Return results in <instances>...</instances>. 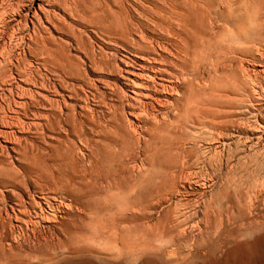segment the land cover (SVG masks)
Instances as JSON below:
<instances>
[{"label": "rangeland", "instance_id": "374dc122", "mask_svg": "<svg viewBox=\"0 0 264 264\" xmlns=\"http://www.w3.org/2000/svg\"><path fill=\"white\" fill-rule=\"evenodd\" d=\"M152 1L0 0V264H264V0Z\"/></svg>", "mask_w": 264, "mask_h": 264}, {"label": "bare ground", "instance_id": "6f19581e", "mask_svg": "<svg viewBox=\"0 0 264 264\" xmlns=\"http://www.w3.org/2000/svg\"><path fill=\"white\" fill-rule=\"evenodd\" d=\"M153 1H154V0H153ZM153 1H152V2H153ZM171 2H172V1H171ZM175 2H176V0H175ZM175 2H173V3L175 4V5H173V7L176 6V3H175ZM192 2H193V1H192ZM9 3H10V2H9ZM12 3H13V2H12ZM18 3H19V2H18ZM18 3H17V4H18ZM153 3H154V2H153ZM194 3H196V2H194ZM194 3H193V4H194ZM13 4H14V3H13ZM13 4H11V5H13ZM20 4H21V3H20ZM22 4H24V3L22 2ZM22 4H21V5H22ZM25 4H26V3H25ZM167 4H168V3H166V6L164 5L165 7H164V6H163V7L166 8V7H167ZM169 4H170V3H169ZM169 4H168V5H169ZM177 4H178V3H177ZM8 5H9V4H8ZM8 5H7V6H8ZM152 5H153V4H152ZM155 5H156V4H154V6H155ZM170 5H171V4H170ZM194 5H195V4H194ZM18 6H19V5H18ZM25 6H26V5H25ZM177 6H178V5H177ZM183 6H185V5H183ZM12 7H14V5H13ZM19 7H20V6H19ZM132 7H133V6H132ZM173 7L170 6V8H169V6H168V8L171 9V11L174 9ZM179 7H180V3H179ZM185 7H186V6H185ZM8 8H10V6H9ZM142 8H144V6H143ZM146 8H147V7H146ZM158 8H160V7H156V9H158ZM175 8H176V7H175ZM180 8H181V7H180ZM180 8H179V9H180ZM12 9H13V8H12ZM15 9H16V8H15ZM17 9H18V8H17ZM19 9H21V8H19ZM147 9H149V8H147ZM154 9H155V8L153 7V10H154ZM176 9L178 10V8H176ZM176 9H175V10H176ZM8 10H9V9H8ZM26 10H27V9H26ZM124 10H125V9H124ZM127 10H128V9H127ZM183 10H186V9L183 8ZM183 10H182V11H183ZM187 10H188V7H187ZM5 11H6V10H5ZM5 11H4V12H5ZM12 11H14V10H12ZM12 11H11V13H12ZM103 11H104V10H103ZM129 11H130V9H129ZM144 11H145V10H144ZM155 11H156V10H155ZM162 11H163V8H162ZM4 12H3V13H4ZM15 12H17V13H16L15 15H13V14H14V12H13V14H11V15H13V16H11L10 18H13V19H14L15 16H19V15L21 14V11L18 12V11L16 10ZM24 12H25V11H24ZM120 12H122V11H120ZM130 12H131V11H130ZM130 12H129V13H130ZM164 12H165V11H164ZM178 12H179V11H178ZM196 12H197V11H196ZM3 13H2V14H3ZM6 13H7V12H6ZM9 13H10V10H9ZM124 13H125V12H124ZM146 13H147V12H146ZM2 14H1V15H2ZM7 14H8V13H7ZM104 14H105V13H104ZM100 15H101V14H100ZM180 15H181V14H180ZM5 16H6V14H5ZM5 16H4V17H5ZM20 16H21V15H20ZM107 16H108V15H107ZM128 16H129V15H128ZM7 17H8V15H7ZM7 17H5V18H7ZM108 17H109V16H108ZM125 17H126V16H125ZM0 18H1V17H0ZM118 18H119V17H118ZM1 19H2V18H1ZM1 19H0V20H1ZM8 19H9V18H8ZM13 19L8 20L6 24H11V23H12L11 21H13ZM3 20H4V19H3ZM6 20H7V19H6ZM121 20H122V19H121ZM15 21H16V20H15ZM114 21H115V19H114ZM3 22H4V21H3ZM3 22H2V23H3ZM118 22H119V21H118ZM4 23H5V22H4ZM0 24H1V23H0ZM21 25H22V24H21ZM57 25H58V24H57ZM0 26H2V24H1ZM8 26H9V25H8ZM2 27H4V26H2ZM2 27H1V28H2ZM5 27H6V26H5ZM57 27H58V26H57ZM57 27H56V28H57ZM62 27H63V26H62ZM9 28H10V27H9ZM4 29H6V28H4ZM15 29H16V28H15ZM15 29H14V30H15ZM0 30H2V29H0ZM7 30H10V29L7 28ZM18 30H19V29H18ZM21 30H22V29H21ZM243 30H244V29H243ZM5 31H6V30H5ZM2 32H3V31H2ZM7 32H8V31H7ZM17 32H18V31H17ZM19 32H20V31H19ZM23 32H24V31H23ZM242 32H243V31H242ZM3 33H4V32H3ZM5 33H6V32H5ZM14 33H15V31H13V34H14ZM240 33H241V31H240ZM240 33H239V34H240ZM0 35L3 36L2 34H0ZM26 35H27V34H26ZM26 35H24V36H26ZM30 35H31V34H30ZM33 35H34L35 39H37V37H38V28L35 27V26H34ZM105 35H106V34H105ZM108 35H109V34H108ZM241 35H242V34H241ZM241 35H240V36H241ZM31 36H32V35H31ZM110 36H111V34H110ZM11 37H12V34H11ZM13 37H14V35H13ZM13 37H12V38H13ZM16 37H17V36H15V38H16ZM18 37H19V35H18ZM41 37H42V36H41ZM241 37H243V35H242ZM241 37H239V38H241ZM31 38H32V37H31ZM45 38H46V36H45ZM10 39H11V38H10ZM24 39H25V37H24ZM24 39H23V40H24ZM42 39H44V38H42ZM46 39H47V38H46ZM19 40H20V39H19ZM38 40H39V39H38ZM42 41H44V40H42ZM241 41H242V40H241ZM20 42H21V41H20ZM20 42H19V43H20ZM23 42H24V41H23ZM23 42H22V43H23ZM45 42H46V41H45ZM37 43H38L37 41L34 42V44H35L36 46L40 44V43H38V44H37ZM43 43H44V42H43ZM46 43H47V42H46ZM46 43H45V44H46ZM20 44H21V43H20ZM20 44H19V45H20ZM12 45H13V44H12ZM19 45H17L15 48H17ZM35 45H34V47H35ZM46 45H47V44H46ZM48 46H49V45H48ZM7 47H8V46H7ZM11 47H12V46H11ZM11 47H10V48H11ZM13 47H14V46H13ZM19 47H21V46H19ZM5 48H6V47H5ZM10 48H8V49L11 50ZM15 48H14V49H15ZM42 48H43V47H42ZM42 48H41V50H42ZM44 48H45V47H44ZM48 48H49V47H48ZM50 48H51V49H50ZM50 48H49V49H50L51 51H53V49H52L53 47H52L51 45H50ZM33 49H34V48H33ZM33 49H31V51H34V52L37 51V50H35V49L33 50ZM36 49H39V48H36ZM3 50H4V49H3ZM9 50H7V51H9ZM41 50H40V51H41ZM5 51H6V50H5ZM7 51H6V52H7ZM16 51H17V50H16ZM38 51H39V50H38ZM38 51H37V52H38ZM45 51H47V55H48V53L50 54V52L47 50V48H46ZM81 51H82V50H81ZM2 52H3V51H2ZM2 52H1L0 56H2ZM11 52H14L13 48H12V51H11ZM11 52H10V55H9V56H8V54H7V58H6V59L3 58L5 61H7L4 65L6 66V69H8V68H10V67L13 68V66H14V67L17 69V70H15V72H16V71L21 70V68H23L22 66H23L24 64L27 63V62H26L27 60L25 61V59H27V58L22 59V56H20L21 58L17 57V59H16L17 61H16V64H15L14 61H13V58H12L13 53L11 54ZM20 52H21V51H20ZM34 52H33L32 54H30V55H34V54H35V55H37V57H38V55H39L40 52H38V53H37V52L34 53ZM42 52H43V50H42ZM7 53H8V52H7ZM15 53H16V52H15ZM15 53H14V54H15ZM3 54H4V53H3ZM17 54L21 55V53H17ZM25 55H27L26 52H25ZM45 55H46V54H45ZM45 55H43V56H45ZM113 55H114V54H113ZM40 56H41V54H40ZM43 56H42V57H43ZM50 56H51V55H50ZM199 56H200V55H199ZM3 57H6V55L4 54ZM14 57H15V56H14ZM25 57H26V56H25ZM45 57H46V56H45ZM47 57H49V56H47ZM90 57H91V56H90ZM93 57H94V56H93ZM93 57H92V58H93ZM112 57H113V56H112ZM34 58H35V56H34ZM92 58H91V59H92ZM114 58H115V57H113L112 59L115 60ZM38 59H39V57H38ZM50 59H51V58H50ZM50 59H48V60L50 61ZM14 60H15V59H14ZM40 60H41V59H40ZM44 60H46V58H44ZM48 60H46V61H48ZM0 61H1V58H0ZM5 61H4V62H5ZM30 61H31V60H30ZM38 61H39V60H38ZM46 61H45V62H46ZM93 61H94V60H93ZM116 61H117V60H116ZM94 62H95V61H94ZM30 63H33V62H30ZM1 64L3 65V62H1ZM28 64H29V63H28ZM2 65H0V67H1ZM30 65H31V64H30ZM30 65H29V67H31ZM32 65H33V64H32ZM46 65H47V63H46ZM9 66H10V67H9ZM24 66L26 67L27 65H24ZM52 67H53V66H52ZM73 67H74V66H73ZM107 67H108V66H107ZM3 68H5V67H1V69H0L1 72H2V73H3V72H4V73L7 72V70L5 71V69H3ZM12 68H11V69H12ZM31 68H32V67H31ZM61 68H62V67H61ZM25 69H28V68H25ZM95 69H96V68H95ZM2 70H3V71H2ZM23 70H24V69H22L21 71H23ZM28 70H29V69H28ZM28 70H27V71H28ZM33 70H34V68H33ZM62 70H63V69H62ZM66 70H67V68H66ZM68 70H70V69H68ZM103 70H104V69H103ZM106 70H109V69L107 68ZM8 71H10V70L8 69ZM21 71H20V72H21ZM58 71H59V70H58ZM64 71H65V70H64ZM110 71H112V70L110 69ZM29 72H30V71H29ZM29 72H28V73H29ZM36 72H37V71H36ZM113 72H114V71H113ZM13 73H14V72H13ZM24 73H26V72H24ZM30 73H32V76H34V75H33V71L30 72ZM30 73H29V75H30ZM34 73H35V72H34ZM61 73H62V71H61ZM64 73H69V72L67 71V72H64ZM64 73H63V74H64ZM72 73H73V72H72ZM79 73H80V72H79ZM5 74H6V73H5ZM5 74H4L3 77L0 76V78L2 77V78L4 79ZM10 74H11V73H10ZM10 74H8V75H10ZM22 74H23V73H22ZM26 74H27V73H26ZM36 74H38V73H35V75H36ZM74 74H75V73H74ZM110 75H112V73H111ZM11 76H12V75H11ZM18 76H21V73H20ZM25 76H26V75H25ZM66 76H67V75H66ZM114 76H115V75H114ZM13 77H15V76L13 75ZM27 77H28V76H26V79H27V81H29L28 78H29L30 76H29L28 78H27ZM38 77H39V76H38ZM111 77H113V76H111ZM6 78H7V77H6ZM9 78H10V77H9ZM22 78H23V76H22ZM24 78H25V77H24ZM75 78H76V77H75ZM113 78H114V77H113ZM11 79H13V78L11 77ZM15 79H16V78H15ZM19 79H20V78H19ZM26 79H25V80H26ZM30 79H32V78L30 77ZM37 79H38V78H37ZM1 80H2V79H1ZM4 80H7V79H4ZM4 80H3V81H4ZM9 80H10V79H9ZM14 81H17V80H14ZM20 81H22V79H20ZM33 81H34V80H32V82H33ZM5 82H6V81H5ZM8 82H9V81H7V84H8ZM12 82H13V81H12ZM23 82H25V81L23 80ZM23 82H22V83H23ZM36 82H37V81H36ZM10 83H11V82H10ZM10 83H9V84H10ZM22 83H21V84H22ZM25 83H26V82H25ZM28 83H30V82H28ZM33 83H34V82H33ZM45 83H46V82H45ZM45 83H44V84H45ZM42 84H43V83H42ZM5 85H6V84H5ZM13 85H14V83H13ZM18 85H19V84H18ZM18 85L16 84L15 86L17 87ZM30 85H31V84H30ZM33 85H37V86H38V84H36V83H34ZM2 86H3V85H2ZM2 86L0 85V89H1V90H2V88H1ZM9 86H10V85H9ZM11 86H12V85H11ZM39 86H40V85H39ZM6 87H7V86H6ZM16 87H14V88H16ZM19 87H20V85L18 86V88H19ZM21 87H22V85H21ZM21 87H20L19 89H21ZM35 87H36V86H35ZM50 87H51V86H50ZM4 88H5V87H4ZM7 88H8V87H7ZM12 88H13V87H12ZM23 88H24V87H23ZM10 89H11V87H10ZM16 89H17V88H16ZM28 89H30V88H28ZM35 89H36V88H35ZM35 89H34V90H35ZM7 90H8V89H7ZM24 90H25V89H24ZM24 90H23V91H24ZM26 90H27V89H26ZM30 90H31V89H30ZM30 90H29V92L31 93L33 90H31V91H30ZM51 90H52V89H51ZM11 91H12V90H11ZM14 91H15V90H14ZM18 91H21V90H18ZM18 91H16V92H18ZM35 91H36V90H35ZM35 91H34V92H35ZM5 92H6V91H5ZM5 92H4V93H5ZM9 92H10V91H9ZM26 92L28 93V91H26ZM34 92H32V93H34ZM0 93H1V92H0ZM21 93H22V91H21ZM21 93H20V94H21ZM37 93H38V92H37ZM10 94H11V93H10ZM10 94H9V95H10ZM12 94H14V93H12ZM12 94H11V96L14 97V95H12ZM7 95H8V93L5 94V97H6ZM27 95H29V94H27ZM15 96H16V95H15ZM22 96H23V94H22ZM32 96H33V95H32ZM32 96H31V97H32ZM34 96H35V95H34ZM34 96H33V97H34ZM3 97H4V96H3ZM13 97H12V99H13ZM37 97H38V95H37ZM1 98H2V96H1ZM35 98H36V97H35ZM35 98H33V99H35ZM4 99L7 101V105L5 104L6 107L3 108V109H5V111H4V110H3V111L1 110V114H2V112H3V114H5V115H2L3 120L5 121L4 124H6V122H7L9 119H10V121H11V119H12V121H14L13 119H17L16 124L18 123V124H20V126H21V125L24 123V121H23V123H22V121L20 120L21 117H19V116H21L22 114L19 115V116L17 115V116H15V117H9L10 114L12 113V111L16 112L17 109H16L15 107L12 106V103H13V102H12V100L10 99L9 96H8L7 99H6V98H4ZM4 99H3V100H4ZM14 99H16V98H14ZM14 99H13V101H14V104H15V106H16V105H17V102H16ZM37 99H38V98H37ZM1 100H2V99H1ZM16 100H17V99H16ZM6 101H4V102H6ZM22 101H23V100H22ZM34 101H37V100H34ZM34 101H33V103H32V100H31V102H30V101H28V102H30V103H32L33 105H35V107H33V108L36 109V104H34ZM0 102H1V101H0ZM20 102H21V101H20ZM1 103H2V102H1ZM38 103H39V101H38ZM2 104H3V103H2ZM5 105H2V107H4ZM30 105H31V104H26V103H24L23 105H19V106H20V109H21L22 111H24V113H27V111H29L28 108H29ZM0 107H1V105H0ZM31 107H32V106H31ZM31 110H32V109H31ZM9 111H11L10 114L8 113ZM35 111H36V110H35ZM4 112H5V113H4ZM14 112H13V114H14ZM31 112H32V111H31ZM19 113H21V112L19 111ZM19 113H18V114H19ZM37 113H38V112H37ZM6 114H9V115L7 116ZM11 115H12V114H11ZM14 115H15V114H14ZM37 115H38V114H37ZM25 116H26V115H25ZM27 116H30V115L27 114ZM27 116H26V117H27ZM37 117H38V116H37ZM0 118H1V115H0ZM7 118H9V119L7 120ZM23 118H24V117H23ZM23 118H21V119L23 120ZM32 118H33V116H32ZM32 118H31V119H32ZM25 119H26V118H25ZM25 119H24V120H25ZM1 120H2V118H1ZM35 120H36V117H35ZM4 121H3V122H4ZM1 122H2V121H1ZM25 122H26V121H25ZM34 122H35V121H34ZM80 122H81V121H80ZM7 123L9 124V122H7ZM10 123L12 124V122H10ZM13 123H14V122H13ZM21 123H22V124H21ZM30 123H31V122H30ZM30 123H28L27 125H29ZM35 124H36V123H35ZM6 125H7V124H6ZM12 125H13V124H12ZM32 125H34V124H32ZM37 125H38V124H37ZM13 126L16 128L15 123H14ZM20 126H18V128H19ZM30 126H31V125H30ZM34 126H36V125H34ZM4 127H5V125H4ZM9 127L11 128V125H10ZM23 127H24V126H23ZM10 128H9V130H10ZM15 128H14L13 131H15ZM21 128H22V127H20L19 129L22 130ZM27 128H29V127H27ZM27 128H25V129H26V132H27ZM34 128H35V127H34ZM36 128H37V127H36ZM7 129H8V128H7ZM19 129H17V130H19ZM23 129H24V128H23ZM37 129H38V128H37ZM4 130H5V128H4ZM28 130H29V129H28ZM32 130H33V129H32ZM5 131H6V130H5ZM13 131H12V132H13ZM24 131H25V130H24ZM30 131H31V130H30ZM37 131H38V130H37ZM37 131H35V129H34V131H33V132L31 131V132L34 134V132L36 133ZM0 132H1V130H0ZM18 132H19V131H18ZM28 132H29V131H28ZM28 132H27V133H28ZM31 132H30V133H31ZM3 133H4V132H3ZM14 133H15V132H14ZM20 133H22V132H20ZM27 133H25V134H27ZM30 133H29V134H30ZM32 133H31V134H32ZM5 134H8V133L5 132ZM11 134H12V133H11ZM29 134H28V135H29ZM3 135H4V134H3ZM3 135H2V136H3ZM0 136H1V133H0ZM4 136L8 137L7 135H4ZM4 136H3V137H4ZM10 136H12V135H10ZM12 137H14V135H13ZM19 137H20V136H19ZM24 137H26V136H24ZM9 138H10V137H9ZM9 138H8V139H9ZM14 138H15V137H14ZM20 139H21V138H20ZM6 140H7V139H6ZM6 140H3V141H6ZM9 140H10V139H9ZM16 140H19V139H16ZM20 141H21V140H20ZM23 141L25 142V139H24ZM5 143L7 144V141H6ZM12 143H13V142H12ZM14 143H16V142H14ZM27 143H28V142H27ZM27 143L25 142L24 144L27 145ZM9 144H10V143H9ZM18 144H19V143H18ZM18 144H17V145L14 144L15 147H17V146L19 147V145H23V144H19V145H18ZM11 145H12V144H11ZM7 146H8V145H7ZM32 146H33V145H32ZM11 147H12V146H11ZM24 147H25V145H24V146H21V149H24ZM32 148H33V147H32ZM6 149H7V147H6ZM9 149H10V148H9ZM11 149L14 150L15 148L12 147ZM33 149H34V148H33ZM26 150H27V148H26ZM16 151H17V149H16ZM22 151L24 152L25 150H22ZM18 152H19V153H18L19 155L17 154L18 156H22V157H24L23 155H24L25 153L23 154L22 152H20V150H18ZM25 152H26V151H25ZM16 153H17V152H16ZM21 153H22L23 155H21ZM0 156H1V155H0ZM18 156H17V157H18ZM2 157L4 158V156H2ZM0 159H1V158H0ZM20 159L23 160L21 157H20ZM20 159H19V160H20ZM19 160H18V161H19ZM1 161H2V160H1ZM5 161H6V160H5ZM94 161H95V160H94ZM19 162H20V161H19ZM21 162H23V161H21ZM21 162H20V163H21ZM1 163H2V162H0V164H1ZM20 163H19V164H20ZM22 165H23V164H22ZM22 165H21V166H22ZM0 166H2V165H0ZM3 167H5V166L3 165L2 168H3ZM258 168H259V167H258ZM3 169H4V168H3ZM194 169H195V168H194ZM1 170H2V169H1ZM4 177H5V176H4ZM259 179H260V178H259ZM262 180H263V182H264V179H263V178H262ZM258 181H259V180H258ZM260 181H261V179H260ZM263 182H262V183H263ZM14 183H15V182H14ZM260 183H261V182H260ZM15 184H16V183H15ZM111 184H112V183H111ZM263 184H264V183H263ZM18 185H19V184H18ZM16 186H17V185H16ZM254 186H255V185H254ZM256 186H257V185H256ZM112 188H113V187H112ZM174 188H175V187H174ZM178 205H179V204H178ZM21 206H22V205H21ZM177 211H178V210H177ZM185 215H186V214H185ZM203 215H204V214H203ZM222 215H223V214H222ZM19 217H20V216H19ZM41 217H42V216H41ZM15 218H16V217H15ZM22 219H23V218H22ZM50 219H51V218H50ZM227 219H228V218H227ZM97 232H98V231H97ZM163 232H164V231H163ZM182 234H183V233H182ZM159 236H160V235H159ZM216 250H217V249H216Z\"/></svg>", "mask_w": 264, "mask_h": 264}]
</instances>
